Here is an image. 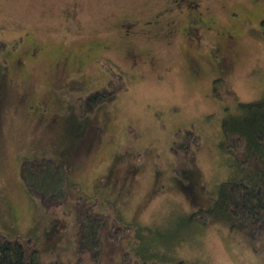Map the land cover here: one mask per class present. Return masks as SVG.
<instances>
[{
	"label": "rangeland",
	"instance_id": "obj_1",
	"mask_svg": "<svg viewBox=\"0 0 264 264\" xmlns=\"http://www.w3.org/2000/svg\"><path fill=\"white\" fill-rule=\"evenodd\" d=\"M194 1L209 26L196 39L182 30L190 10L171 0H0L1 234L34 238L43 263L76 261L71 203L45 208L20 174L25 157L51 156L132 226L123 246L136 260L264 264V238L255 250L189 220L230 174L221 120L264 95V0ZM109 82L114 100L84 111ZM191 127L198 144L175 155V132Z\"/></svg>",
	"mask_w": 264,
	"mask_h": 264
},
{
	"label": "trees",
	"instance_id": "obj_2",
	"mask_svg": "<svg viewBox=\"0 0 264 264\" xmlns=\"http://www.w3.org/2000/svg\"><path fill=\"white\" fill-rule=\"evenodd\" d=\"M6 43L0 41V51ZM122 78V77H121ZM120 86H107L82 98L84 111L114 100ZM221 150L230 158L229 176L219 183L210 205L192 211L189 220L207 225L220 223L242 235L255 248L264 238V95L253 101L239 102L236 113L221 120ZM199 135L191 128L174 134L171 151L178 155L198 144ZM20 174L27 190L45 208L71 203L76 221L73 264H86L80 254L87 253V264H197L186 261H138L123 246L132 226L120 223L99 210L100 203L79 193L70 181L65 165L51 156L25 157ZM0 264H67L63 261L43 263L40 249L32 237L0 233Z\"/></svg>",
	"mask_w": 264,
	"mask_h": 264
},
{
	"label": "flooded vegetation",
	"instance_id": "obj_3",
	"mask_svg": "<svg viewBox=\"0 0 264 264\" xmlns=\"http://www.w3.org/2000/svg\"><path fill=\"white\" fill-rule=\"evenodd\" d=\"M171 3L176 8L186 7V8H188L187 10H190L187 12V18L185 19L184 26L182 29L184 35H190L189 37L194 35V37L196 39V38H198L197 32H198L199 28H202V27L208 28L209 27L205 18L202 17V15L199 11L196 10L195 6H197V4L194 0H171ZM229 36H231V35H229V34L225 35L226 38ZM15 39H17V38H15ZM15 39H14V41H15ZM30 43H31L32 47H37V50H36L37 52H40L39 46H36V44L33 41H31ZM16 48L17 47H15L14 50H16ZM11 51L12 50H7V52H11ZM7 56H8V54H7ZM72 58H73V54L70 52H64L63 55L61 56V59L63 62L71 60ZM4 92H5L4 88L0 89V99L4 96Z\"/></svg>",
	"mask_w": 264,
	"mask_h": 264
}]
</instances>
